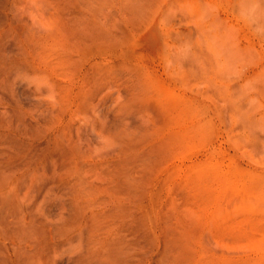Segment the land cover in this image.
Masks as SVG:
<instances>
[{
    "label": "rangeland",
    "instance_id": "374dc122",
    "mask_svg": "<svg viewBox=\"0 0 264 264\" xmlns=\"http://www.w3.org/2000/svg\"><path fill=\"white\" fill-rule=\"evenodd\" d=\"M0 211V264H264V0H0Z\"/></svg>",
    "mask_w": 264,
    "mask_h": 264
},
{
    "label": "bare ground",
    "instance_id": "6f19581e",
    "mask_svg": "<svg viewBox=\"0 0 264 264\" xmlns=\"http://www.w3.org/2000/svg\"><path fill=\"white\" fill-rule=\"evenodd\" d=\"M214 38H215V37H214ZM208 39H209V38H208ZM210 41H211V40L209 39V46L212 47L213 49H215V47H216V48L218 47V46L216 45V43H217L218 41H222V42H224V43L227 42L226 44L229 43L227 40L225 41V37H224V36H221V35H218L217 38H216V40H215L214 42L211 41V42H212V43H211ZM211 45H212V46H211ZM2 206H3V205H2ZM1 211H2V210H1ZM1 211H0V212H1Z\"/></svg>",
    "mask_w": 264,
    "mask_h": 264
}]
</instances>
